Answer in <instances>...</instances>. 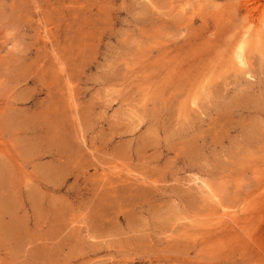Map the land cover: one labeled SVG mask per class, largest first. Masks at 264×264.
<instances>
[{
	"label": "rangeland",
	"instance_id": "obj_1",
	"mask_svg": "<svg viewBox=\"0 0 264 264\" xmlns=\"http://www.w3.org/2000/svg\"><path fill=\"white\" fill-rule=\"evenodd\" d=\"M0 264H264V0H0Z\"/></svg>",
	"mask_w": 264,
	"mask_h": 264
},
{
	"label": "bare ground",
	"instance_id": "obj_2",
	"mask_svg": "<svg viewBox=\"0 0 264 264\" xmlns=\"http://www.w3.org/2000/svg\"><path fill=\"white\" fill-rule=\"evenodd\" d=\"M39 30H41V29H39ZM41 33H42V32H41ZM43 33H44V32H43ZM46 37H48V36H46ZM46 37H45V38H46ZM41 38H42V37H41ZM47 39H48V38H47ZM44 41H46V40H44ZM47 42H49V41H47ZM47 45H48V43H47ZM53 52H54V51H53ZM54 55H56V54H54ZM52 57H53V56H52ZM52 57H51V58H52ZM56 62H57V61H56ZM239 63H240L241 65H245V64H246V63H245V60L242 58V56H239ZM60 64H62V63L60 62ZM60 67H61V65H60ZM62 68H64V66H63ZM64 69H65V68H64ZM61 70H62V69H61ZM65 72H66V71H65ZM65 72H64V73H65ZM71 99H72V98H71ZM72 104H73V103H72ZM74 114H75V113H74ZM76 114H77V113H76ZM76 114H75V115H76ZM75 115H74V116H75ZM76 116H77V115H76ZM74 119H75V118H74ZM76 120H77V119H76ZM90 158H91V157H90ZM97 168H98V167H97ZM100 168H102V167H100ZM102 174H103V173H102ZM107 176H108V174L106 175V177H107ZM114 176H115V175H114ZM199 181H200V180H199ZM118 182H119V181H118ZM143 183H144V182H143ZM143 183H142V184H143ZM145 183H146V182H145ZM200 184H201V182H200ZM203 185H204V183H203ZM208 187H209V186H208ZM208 187H207V188H208ZM202 188H203V186H202ZM215 194H216V193H215ZM215 194L213 193V195H215ZM216 195H217V194H216ZM215 198H216V197H215ZM217 200H218V198H217ZM215 202H216V201H215ZM215 202H214V203H215ZM224 213H225V212H224ZM224 213H223V215H224ZM216 215H217V214H216ZM226 216H227V215H226Z\"/></svg>",
	"mask_w": 264,
	"mask_h": 264
}]
</instances>
